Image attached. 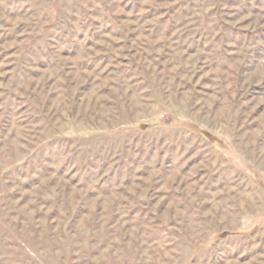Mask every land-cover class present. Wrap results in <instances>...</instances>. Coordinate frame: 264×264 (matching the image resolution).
<instances>
[{"label":"rangeland","instance_id":"1","mask_svg":"<svg viewBox=\"0 0 264 264\" xmlns=\"http://www.w3.org/2000/svg\"><path fill=\"white\" fill-rule=\"evenodd\" d=\"M0 264H264V0H0Z\"/></svg>","mask_w":264,"mask_h":264},{"label":"trees","instance_id":"2","mask_svg":"<svg viewBox=\"0 0 264 264\" xmlns=\"http://www.w3.org/2000/svg\"><path fill=\"white\" fill-rule=\"evenodd\" d=\"M192 126V128L194 129V130H196V131H201L200 130V127H198V126H196V125H191ZM204 132V131H203ZM206 133V132H205ZM208 135H209V133H207Z\"/></svg>","mask_w":264,"mask_h":264}]
</instances>
